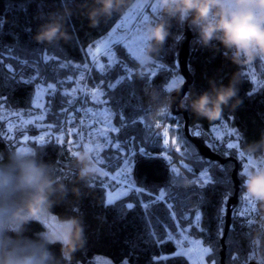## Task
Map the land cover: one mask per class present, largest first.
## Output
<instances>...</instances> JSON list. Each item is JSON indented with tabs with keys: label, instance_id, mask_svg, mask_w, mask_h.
I'll list each match as a JSON object with an SVG mask.
<instances>
[{
	"label": "trees",
	"instance_id": "trees-1",
	"mask_svg": "<svg viewBox=\"0 0 264 264\" xmlns=\"http://www.w3.org/2000/svg\"><path fill=\"white\" fill-rule=\"evenodd\" d=\"M133 1L124 0L119 12L91 27L83 14L84 5L90 0H68L72 12L65 26L73 39L49 45L37 43L33 34L49 13L62 8L65 0H0V106L25 113L31 108L36 86L47 88L45 122L51 134L44 143L35 139L26 143L45 161L52 162L59 174L71 177L82 193L80 199L70 197V204H59L53 209L60 215L78 211L84 218L87 242L75 253L71 264H190L185 255L176 253L192 239L212 249L205 256L207 262L221 264L223 235L224 264H257L255 250L249 246L252 226L246 223L248 217L236 210L242 204L245 191L239 173L247 161V153L241 158L239 152L264 134V60L236 65L220 52L195 45L193 32L189 38L186 92L192 85L197 91L206 89L209 78L227 83L233 73L240 74L238 89L242 103L239 107L225 108L215 121L198 118L186 110L190 135L192 128L207 133L210 126L218 124L226 125L236 134L225 142L210 141L211 147L201 141L215 155L226 159L221 163L201 155L187 139L182 114H172L169 110L163 116L156 115L148 94L153 89L161 95L167 94L171 79L182 76L177 53L186 27H173L165 45L148 64L153 70L151 73L143 71L145 66L124 45L113 46L112 65L104 71L93 67L86 102L93 105L90 102L93 90L102 93V104L112 113V126L120 131L111 132L110 143L107 140L102 143L100 139L99 156L95 152L92 155L109 172L128 156L132 188L109 203L107 189H113L116 184L100 170L87 186L76 180L73 153L83 151L84 145L70 130L78 131L80 80L86 70L85 63L92 60L86 51L107 36ZM28 130L40 131L34 126ZM23 131L17 130V136L8 137L6 122L0 113V151L17 149L23 143L19 141ZM59 136H63V143L58 141ZM176 139L182 140L176 142ZM232 141L241 147L228 149L227 144ZM230 157L238 163L236 191L232 177L235 161ZM173 168L178 172H173ZM203 172L207 173L210 183H204ZM161 190L165 192L163 200L158 199ZM234 197L236 201L229 205V226L224 234L227 203ZM261 212L264 205L256 203V213L252 215L258 219ZM29 227V234L41 230L39 223ZM56 251L59 254L58 246ZM252 255L254 258L250 259Z\"/></svg>",
	"mask_w": 264,
	"mask_h": 264
},
{
	"label": "clouds",
	"instance_id": "clouds-1",
	"mask_svg": "<svg viewBox=\"0 0 264 264\" xmlns=\"http://www.w3.org/2000/svg\"><path fill=\"white\" fill-rule=\"evenodd\" d=\"M151 4L153 15L144 22L145 43L138 58L141 65L153 61L174 26L187 27L194 33L195 45L220 52L233 64L251 65L257 59L264 60V0H152ZM123 5L124 0H90L83 14L91 27H97ZM71 12L65 0L60 10L49 13L38 25L33 39L49 45L71 41L73 36L65 26ZM239 77V73H233L227 83L209 78L208 87L201 91L192 85L180 97L179 107L198 118L215 121L225 108L234 110L242 103ZM185 83L186 78L180 76L171 90L166 89L167 94L161 95L156 89L148 93L156 115L169 112L175 102L171 93L181 92ZM244 152L256 161L239 173L244 195L264 205V134L248 143ZM73 158L76 180L87 186L99 171L91 152L84 148L74 152ZM81 196L72 178L59 174L37 150L0 151V264H71L87 242L84 218L78 211L60 215L53 209L70 204V197L78 200ZM33 223H39L41 230L29 234ZM249 246L255 250L257 264H264V212L253 220Z\"/></svg>",
	"mask_w": 264,
	"mask_h": 264
},
{
	"label": "rangeland",
	"instance_id": "rangeland-1",
	"mask_svg": "<svg viewBox=\"0 0 264 264\" xmlns=\"http://www.w3.org/2000/svg\"><path fill=\"white\" fill-rule=\"evenodd\" d=\"M152 3V0H134L123 12L121 17L118 19V21L114 24V26L111 28L107 36L93 45L91 47L92 53H95L96 47L98 45H102V43L106 40H117L120 37H128V41H125V43H122V45H126V43L131 41V37L137 33V29H141L142 31L144 30V22L142 20V16L140 15V11L135 9L134 6L137 4H148L150 5ZM126 14H130L133 19L131 20V23L128 25V27H122L120 29H117L116 32H113V29L116 28L118 24H121L122 20H124V17ZM144 15L147 16H152V10L150 7H147L143 11ZM111 34V36H110ZM113 46L110 45L108 49L105 51H101L97 54V58H94L93 54L89 52V49H87L86 54L87 57L90 59L94 58L92 61H88L85 63V68L86 70L83 73V77L80 80V98H79V108H78V113L76 116V127L78 129V132L81 133L79 136L80 142L84 145L87 143H91L92 145H97L100 144V139L103 142L107 140V142L110 141V134H111V128L112 126V113L111 111L107 108V106H104L103 101H101V95L97 97H91L93 100L90 101L92 102L93 105L89 104V102H86L88 100V79L90 75L93 73V67L98 65H104V68L107 69L109 68L113 61H114V52H113ZM127 51L139 62V56L141 55V52L137 51L136 49H129L128 47L125 46ZM96 54V55H97ZM95 55V56H96ZM111 60V63H110ZM140 63V62H139ZM145 68L143 69L144 72H153L152 68H150L148 65H144ZM103 68V69H104ZM104 69V70H105ZM103 70V71H104ZM130 72V70H128ZM175 79H171L169 84ZM168 84V85H169ZM49 86V85H48ZM46 87L43 86H36V90L33 95V100H32V105L31 108L28 109V111H25V113H22L17 110L9 109L6 108L5 106L1 105L0 106V113L2 114V118L6 122V132L8 137H13L17 136V130H25L22 132L21 137H19V141H22L23 143H19L17 148L21 147H29L26 142H29L28 140H37L38 138L43 136L44 140L49 139V129H47V122H45V118L47 116V110H46V103H47V96H46ZM40 105V106H38ZM43 117V119H40V117ZM26 121H31V123H25ZM30 126H34L36 129L40 131H32L28 130ZM44 128V129H43ZM108 129V134L107 138L105 136L101 135V131L103 129ZM196 131H199L201 135L197 136L194 135ZM234 133V132H233ZM236 136V134H232V130H230L229 127L226 125H213L210 126L208 129L207 133L202 132L198 128H192L191 129V136L196 137L200 141H202L204 144L209 145L211 147V142L210 141H218V142H225L226 138L229 136ZM28 137V140L26 141L24 137ZM60 137V136H59ZM83 137V138H81ZM165 139L168 140V137H165ZM182 139H176V142L181 141ZM185 143L184 141H182ZM231 143H236L232 141ZM187 144V143H185ZM101 145V144H100ZM188 146V144H187ZM188 149V148H187ZM91 157L93 159V155L91 153ZM233 159L234 162V167H238V163L236 159L230 157ZM95 162V160H93ZM125 161H127V164H125ZM96 163V162H95ZM248 163V161H246ZM245 163V164H246ZM97 168L107 176L109 180H111L113 183L116 184V186L113 189H107V199L111 200L114 199L115 197L125 193L128 189L132 188V183L129 181V175L131 171V163L128 159V156L121 162V164L115 169L112 170L111 172L105 170L104 168H101L97 163H96ZM243 170V169H242ZM204 173V172H203ZM245 192V191H244ZM244 196V194H243ZM247 207V202L242 200V204L238 206L236 212L241 213L242 211L245 210ZM200 242V247H207V245L203 244L200 240H189L188 244L186 247H182L179 252L185 251L191 247L196 246L194 242ZM186 258L189 260L190 264H193V260L196 259V253H191L189 255H185ZM196 263L200 264V261L196 259ZM204 264H213L209 263L204 260Z\"/></svg>",
	"mask_w": 264,
	"mask_h": 264
},
{
	"label": "snow or ice",
	"instance_id": "snow-or-ice-1",
	"mask_svg": "<svg viewBox=\"0 0 264 264\" xmlns=\"http://www.w3.org/2000/svg\"><path fill=\"white\" fill-rule=\"evenodd\" d=\"M147 7H150L151 10H152V4H150V5H148V4H137V5L134 6L135 9H137V10L140 11V15L142 16V20H143V22H145V20H146L147 17H148L147 15H144V14H143L144 9L147 8ZM132 19H133V17H132L130 14H126L125 17H124V20H122L121 24H118V25L116 26V28L113 29V32H116L117 29H120V28H122V27H125V28L128 27V25L131 23V20H132ZM110 36H111V34H110ZM128 39H129L128 37H120L119 39H117V40H115V41L109 39V40L104 41V42L102 43V45H98V46L96 47L95 53H92V49H91V47L89 48V52L92 53L93 56L95 57V55H96L97 53L101 52L102 50H106V49H108L110 45H112V46H119L120 44L125 43V41H128ZM144 43H145V41H144V39H143V31H142L141 29L138 28V29H137V33L134 34V35L131 37V41L128 42V43H126L125 46L128 47L129 49H133V48H134V49H136L137 51H139V52L142 53ZM45 59H48V58L45 57ZM110 63H111V60H110ZM62 67H63V65H62ZM98 67H99L101 70H103L104 65H98ZM154 75H155V74H154ZM174 84H175V80H173V81L167 86V89H168V90H171L172 87L174 86ZM53 87H54V86L49 85V88H53ZM101 94H102V93H100L98 90H93V96H94V98L97 97V96H99V95H101ZM38 106H40V105H38ZM40 119H43V117L41 116ZM25 123H29V124H30L31 121H26ZM157 127H159V124H157ZM110 130H111L112 132H119V131H120V129L115 128V127H112ZM108 131H109V130H108L107 128H106V129H103V130L101 131V135H103V136H105V138H107ZM70 132H71V133H74L75 135H78V136L81 135V133L78 132V131H76L75 129H71ZM167 135H168V132H167V129H165V131H164V136L167 137ZM194 135L199 136V135H201V133H200L199 131H196V132L194 133ZM81 138H83V137H81ZM24 139L27 141V140H28V137L25 136ZM57 139H58V141H59L60 143H63V142H64L63 136H60V137H58ZM38 141H39L40 143H44V137H43V136L39 137V138H38ZM69 143H72V142L69 141ZM109 143H110V142H109ZM164 143H165V145H167V144H168V140L165 139V140H164ZM101 147H102V145H99V144H97V145H92L91 143L84 144V148H87L91 153H92V152H95V153L97 154V156H99V152H100ZM116 147L119 148L120 146H119V145H116ZM240 147H241V145H240L239 143H228V144H227V148H228V149H232V150H237V149H239ZM21 148H28V147H21ZM140 151H141V153H144V149H140ZM177 151H179V148H177ZM73 154H74V153H73ZM145 154H146V153H145ZM245 155H246V154H245L244 151H240V152H239V156H240L241 158H244ZM247 161H248V163L244 164V166H243V170H247L249 167L254 166L255 163H256V161H254L249 155H247ZM125 164H127V161H125ZM185 167H187V165H185ZM189 170H190V169H189ZM173 172H178V170H177L176 168H173ZM201 175H202L203 177H205V179H204V183H210V182H211L209 179H207V173H206V172L202 173ZM137 191H140V190L137 189ZM164 197H165V192H164V190H161L158 199H159V200H163ZM242 199H243L245 202H247V207H246L245 210L242 211L240 214H241V216H246V217H248V218L246 219V223L251 227V226H252V223H253V220L255 219L254 215H252V214L256 213V203H257V202L251 200V199L248 198L246 195H244V196L242 197ZM109 203H111V200L109 201ZM129 207H131V205H129ZM196 219H197V221H199V219H200L199 214H197ZM194 244H195L196 246L191 247V248H189V249H187V250H185V251L178 252V253H176V255H177V256H180V255H189V254H191V253H196V259H198V260L200 261V264H204L205 256L211 254L212 249H211V248H206V247H200V246H199V245H200V242H198V241H197V242H194ZM251 258H254V255L250 256V259H251ZM165 259H166V258H165ZM196 259L193 260V264H196ZM233 259L235 260V259H237V257H233Z\"/></svg>",
	"mask_w": 264,
	"mask_h": 264
},
{
	"label": "water",
	"instance_id": "water-1",
	"mask_svg": "<svg viewBox=\"0 0 264 264\" xmlns=\"http://www.w3.org/2000/svg\"><path fill=\"white\" fill-rule=\"evenodd\" d=\"M192 32L190 30L187 29L186 27V34L185 36L181 39L180 42V46L178 49V63L179 66L181 68V74L183 77L186 78V83L183 86V90L179 93L173 91L171 93V95L175 98V102L172 104L171 108H170V112L172 114H182L183 118H184V134L187 137V139L192 142V144L196 147V149L198 150V152L203 155L206 156L207 158L213 159V160H219L221 163H223L226 159L220 158L217 155H215L211 150H209L199 139H197L196 137H193L189 134V129H188V117L186 115V109H182L179 107V100L180 97L183 96L184 92H186L187 90V85L189 82V77L186 74V59L189 53V38L191 36ZM237 167L235 166L233 171H232V177H233V182L235 185V191H236V187L239 184L238 179L235 177V173H236ZM236 201V197H234L233 199H231L228 203H227V212H226V220H225V228H224V234L227 231V228L229 226V216H230V209H229V205L230 203H234ZM221 249H220V263L224 264V251H225V245H224V235L221 238ZM252 264V263H249Z\"/></svg>",
	"mask_w": 264,
	"mask_h": 264
},
{
	"label": "crops",
	"instance_id": "crops-1",
	"mask_svg": "<svg viewBox=\"0 0 264 264\" xmlns=\"http://www.w3.org/2000/svg\"><path fill=\"white\" fill-rule=\"evenodd\" d=\"M103 51H105V50H103ZM103 51H102V52H103ZM97 56H99V54H97L94 58H97ZM94 58H92V60H93ZM92 60H91V61H92ZM94 60H95V59H94ZM196 264H197V263H196Z\"/></svg>",
	"mask_w": 264,
	"mask_h": 264
},
{
	"label": "bare ground",
	"instance_id": "bare-ground-1",
	"mask_svg": "<svg viewBox=\"0 0 264 264\" xmlns=\"http://www.w3.org/2000/svg\"><path fill=\"white\" fill-rule=\"evenodd\" d=\"M178 54V53H177Z\"/></svg>",
	"mask_w": 264,
	"mask_h": 264
}]
</instances>
